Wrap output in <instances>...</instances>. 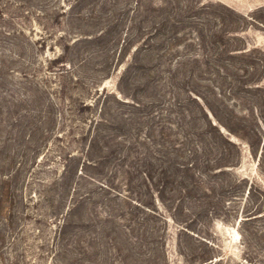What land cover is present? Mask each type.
Listing matches in <instances>:
<instances>
[{"label":"rangeland","instance_id":"374dc122","mask_svg":"<svg viewBox=\"0 0 264 264\" xmlns=\"http://www.w3.org/2000/svg\"><path fill=\"white\" fill-rule=\"evenodd\" d=\"M213 263L264 264V0H0V264Z\"/></svg>","mask_w":264,"mask_h":264},{"label":"trees","instance_id":"16d2710c","mask_svg":"<svg viewBox=\"0 0 264 264\" xmlns=\"http://www.w3.org/2000/svg\"><path fill=\"white\" fill-rule=\"evenodd\" d=\"M89 164H91V159L87 160V165H89ZM181 165L182 166H180V167H182L183 170H186L187 172L191 170V166H189V163L186 162V163H182ZM81 173H83V171H81L80 174ZM164 174H165V172H164ZM145 175H146L147 178H149V175H147V173H145ZM166 180H167V182L169 181V175L168 174L166 175ZM75 206H73L71 208V210L74 209ZM209 262H213V260H210ZM213 264H215V263H213Z\"/></svg>","mask_w":264,"mask_h":264}]
</instances>
